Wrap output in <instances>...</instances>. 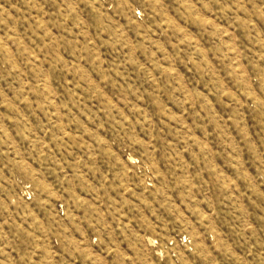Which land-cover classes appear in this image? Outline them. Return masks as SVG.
I'll use <instances>...</instances> for the list:
<instances>
[{
  "label": "rangeland",
  "instance_id": "obj_1",
  "mask_svg": "<svg viewBox=\"0 0 264 264\" xmlns=\"http://www.w3.org/2000/svg\"><path fill=\"white\" fill-rule=\"evenodd\" d=\"M0 264H264V0H0Z\"/></svg>",
  "mask_w": 264,
  "mask_h": 264
}]
</instances>
